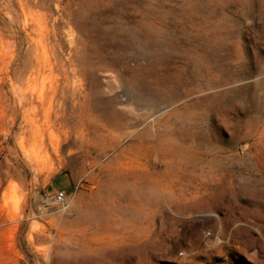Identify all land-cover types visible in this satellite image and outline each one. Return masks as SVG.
I'll use <instances>...</instances> for the list:
<instances>
[{"label":"rangeland","instance_id":"rangeland-1","mask_svg":"<svg viewBox=\"0 0 264 264\" xmlns=\"http://www.w3.org/2000/svg\"><path fill=\"white\" fill-rule=\"evenodd\" d=\"M147 1L177 15L167 32H185L163 42L204 48L230 80L205 92L187 145L112 138L95 111L154 118L195 98L135 107L128 68L145 49L87 28L114 25L115 11L137 21L140 1L0 0V264H264V0ZM59 173L73 184L62 202L47 189Z\"/></svg>","mask_w":264,"mask_h":264},{"label":"bare ground","instance_id":"bare-ground-1","mask_svg":"<svg viewBox=\"0 0 264 264\" xmlns=\"http://www.w3.org/2000/svg\"><path fill=\"white\" fill-rule=\"evenodd\" d=\"M138 1L143 4L142 9L139 11H135L134 9L131 10V12L128 11L129 13L127 14L132 18L133 16L136 18V16L138 15L139 19L137 21L133 22L132 19L125 18L124 15H126V13L123 14L122 11L121 13L120 11H115V14L110 15V18L113 20V22H115L114 25L112 24L109 27H105L101 24H97L94 21H90V24H88L87 28L90 32H93L95 36L97 35L98 37H100V39H113V41H116L117 43H115V46L119 47L117 49H121L123 52L130 50L134 51L140 48L145 49L147 57L145 63L143 64L141 62H138L140 61L138 60L135 62V66H133L132 68H128V71L131 75V77L129 78V86L133 93L136 95L134 99L135 102L132 103L135 107H141L146 110L148 109L151 113L158 109H161V107L166 104H173L175 102L181 101L182 99H187L191 96H195V98L191 100L185 99L186 101H184L183 104L175 109L169 111L165 110L163 112L159 110L158 114L154 118H150L149 113L134 114L129 110L125 113L118 112L113 110L111 106L108 110L97 108L95 109V111L100 113L104 118V122L106 124V129H104V132L106 133V135H110L112 138L118 135L129 134L133 136V142H141L147 138L150 139L151 137H158L159 140L171 145H174L176 143H183L185 145L190 144L198 140L200 136V131L198 130L200 127V123H197L196 121L201 118L198 107H200V105L204 103V100H208L206 99L208 96L205 94V92L213 91L223 84H227L230 80L226 77L224 78L223 75L220 76V74H218L221 70L220 68L222 64L218 65L215 62L209 61L207 59L208 57L206 55V50H203L204 48L200 50H198L197 48L196 50H189V53L187 54V52L176 50V47H172L171 45H169V43L163 42V38L167 33L176 35V32L179 31V33H182V35L185 34L182 29V31H175L177 27L176 25L172 26L174 27V29L171 28L172 31L170 30V32H167L166 28H164L165 26L163 24L165 20H176L177 15L174 12L170 10L155 11L154 8L158 6V3L156 5L154 4L155 6H153L151 2H148L147 0ZM106 18L109 17L107 16ZM76 24L77 28L79 29L84 27L82 24H80L79 21H76ZM106 28L109 29L106 30ZM124 65V67H126L127 63L125 62ZM245 75L247 74H244V76ZM233 76L235 77L237 75ZM217 92L218 91L213 94V96L215 95L214 97H218L222 93H225V91L222 93ZM230 93L232 95H236L237 91H230ZM213 96H210V98H212ZM215 101L216 100H214V103H217V101ZM26 104H21L19 102V111L21 112V115L24 119L25 133H31L33 131V126L30 122V113L27 111V109H25ZM213 109L214 108L212 107V110L210 111H213ZM158 126H161L163 130L160 132H156L155 128ZM21 141H23V138H21ZM23 152L22 157L25 165L37 167L38 161L36 162L35 155L32 152Z\"/></svg>","mask_w":264,"mask_h":264},{"label":"crops","instance_id":"crops-1","mask_svg":"<svg viewBox=\"0 0 264 264\" xmlns=\"http://www.w3.org/2000/svg\"><path fill=\"white\" fill-rule=\"evenodd\" d=\"M47 189L51 193L70 194L73 190V184L72 181L64 178V175L59 173L51 176L47 184Z\"/></svg>","mask_w":264,"mask_h":264},{"label":"built area","instance_id":"built-area-1","mask_svg":"<svg viewBox=\"0 0 264 264\" xmlns=\"http://www.w3.org/2000/svg\"><path fill=\"white\" fill-rule=\"evenodd\" d=\"M65 195L64 193H56L54 195L55 201L56 202H62L65 199Z\"/></svg>","mask_w":264,"mask_h":264}]
</instances>
